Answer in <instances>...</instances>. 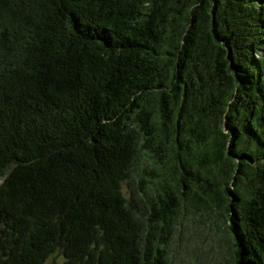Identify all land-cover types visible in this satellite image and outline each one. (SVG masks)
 Here are the masks:
<instances>
[{"label":"trees","instance_id":"1","mask_svg":"<svg viewBox=\"0 0 264 264\" xmlns=\"http://www.w3.org/2000/svg\"><path fill=\"white\" fill-rule=\"evenodd\" d=\"M198 212L264 264V0H0V264H171Z\"/></svg>","mask_w":264,"mask_h":264},{"label":"rangeland","instance_id":"2","mask_svg":"<svg viewBox=\"0 0 264 264\" xmlns=\"http://www.w3.org/2000/svg\"><path fill=\"white\" fill-rule=\"evenodd\" d=\"M202 212L191 218L176 231L172 244L171 264H237L233 242L225 228L214 222V216ZM62 256H53L46 264H61Z\"/></svg>","mask_w":264,"mask_h":264}]
</instances>
